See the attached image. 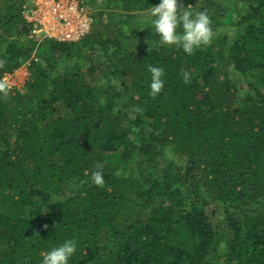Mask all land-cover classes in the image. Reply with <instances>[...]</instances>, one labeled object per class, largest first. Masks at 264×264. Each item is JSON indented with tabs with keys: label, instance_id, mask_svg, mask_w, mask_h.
<instances>
[{
	"label": "trees",
	"instance_id": "obj_1",
	"mask_svg": "<svg viewBox=\"0 0 264 264\" xmlns=\"http://www.w3.org/2000/svg\"><path fill=\"white\" fill-rule=\"evenodd\" d=\"M104 1L82 40L38 44L0 0V80L39 58L25 94L0 93V264L68 239L70 264H264V0H200L214 35L192 54L113 29L159 0Z\"/></svg>",
	"mask_w": 264,
	"mask_h": 264
},
{
	"label": "clouds",
	"instance_id": "obj_2",
	"mask_svg": "<svg viewBox=\"0 0 264 264\" xmlns=\"http://www.w3.org/2000/svg\"><path fill=\"white\" fill-rule=\"evenodd\" d=\"M147 16L159 37L160 45L175 46L187 54H192L202 46L209 45L213 39L212 20L207 10L196 11V7L193 8L192 5L181 7L179 0H159L158 4L148 9ZM148 71L151 74L150 95L155 97L165 87L164 69L149 64ZM182 76L184 82L188 83L189 72L183 71ZM9 90V83L0 80V93L7 95ZM102 167L101 164H97V170L91 174V182L97 186H103L105 182ZM77 248L76 240H65L42 253L40 264H70Z\"/></svg>",
	"mask_w": 264,
	"mask_h": 264
},
{
	"label": "built area",
	"instance_id": "obj_3",
	"mask_svg": "<svg viewBox=\"0 0 264 264\" xmlns=\"http://www.w3.org/2000/svg\"><path fill=\"white\" fill-rule=\"evenodd\" d=\"M22 15L30 27V36L38 44L45 40L61 43L78 42L86 37L94 25V11L88 0H21ZM38 62L36 52L31 56ZM2 80L16 88L15 72L4 74ZM18 89V88H17Z\"/></svg>",
	"mask_w": 264,
	"mask_h": 264
},
{
	"label": "rangeland",
	"instance_id": "obj_4",
	"mask_svg": "<svg viewBox=\"0 0 264 264\" xmlns=\"http://www.w3.org/2000/svg\"><path fill=\"white\" fill-rule=\"evenodd\" d=\"M199 1L200 0H195V3L194 4L193 3L190 4V5H192L193 8L196 7V11H197V8L199 6ZM216 1L221 2L222 0H216ZM99 4L102 5V7L101 8L100 7L96 8L95 9L96 12L98 10H100V9L101 10L106 9V7H103V5L105 4V1L104 0H99ZM224 4H225V2H224ZM180 5H181V7H187L186 5H182V4H180ZM227 5L231 7V4L230 3H228ZM95 10L93 9L94 12H95ZM111 10H117V9H110V11ZM137 15L138 14H136V16ZM119 20H121L120 22H122V23L121 24H117L116 22H114V24H113V27L114 28L113 29L115 31H119V29H122L123 32H125V33L129 32L133 28H141V26H146L147 24H150V22L148 20L147 12L142 13V14H139V16L136 17V18H134V19H127L126 17H124V18L116 17L115 18V21H119ZM30 38H31V36H30ZM29 62L30 61H25L22 64V66L18 70L15 71V83H17L18 85H16V88L15 89L9 90V92H11L12 94H17V93L25 94V92L27 90V88H26L27 87V83L30 82V81H32L34 79V77L36 76V74L31 70L32 67H31V64H29ZM83 69L86 71L85 67H83ZM3 76H2V78H3ZM126 79L129 82H131V80H132V78H131L130 75H127L126 76ZM131 171H132V167L131 166H128L123 173L127 172V174H128ZM221 218H220V216H215L213 218V220H214L215 223L220 224V223H223L224 222V219L222 220Z\"/></svg>",
	"mask_w": 264,
	"mask_h": 264
}]
</instances>
